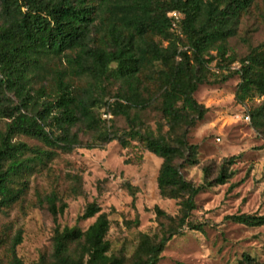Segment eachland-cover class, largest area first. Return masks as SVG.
Masks as SVG:
<instances>
[{"label": "trees", "instance_id": "trees-1", "mask_svg": "<svg viewBox=\"0 0 264 264\" xmlns=\"http://www.w3.org/2000/svg\"><path fill=\"white\" fill-rule=\"evenodd\" d=\"M247 17L264 26V0H0V211L24 199L32 176L57 150L113 142L161 159L160 195L180 208L171 216L155 206L159 232L140 233L129 258L113 250L109 214L97 203L80 217L95 219L87 229L58 225L68 204L54 192L42 201L56 224L53 251L34 264H159L186 229L205 231L193 215L206 188L188 181L178 163L196 149L187 133L207 113L195 98L199 87L212 77L238 75L235 100L253 104L251 125L264 139V43L244 58L230 46ZM150 110L164 123L156 131L142 120ZM117 118L128 129L117 131ZM82 133L92 135L90 141ZM236 159L226 161L208 187L229 182ZM227 220L264 227L259 214ZM22 243L19 232L10 264H25L17 254ZM241 264L264 263L244 255Z\"/></svg>", "mask_w": 264, "mask_h": 264}, {"label": "rangeland", "instance_id": "rangeland-1", "mask_svg": "<svg viewBox=\"0 0 264 264\" xmlns=\"http://www.w3.org/2000/svg\"><path fill=\"white\" fill-rule=\"evenodd\" d=\"M262 43L264 26L247 17L230 46L239 58H244L251 47ZM222 79L212 77L210 83L199 87L195 98L207 113L187 133L189 145L196 149L178 161L188 181L206 188L196 199L198 209L193 215L196 222L205 224V231L186 229L170 242L159 264H241L244 255L264 263V227L247 228L227 220L240 214L264 215V139L247 119L253 104L241 105L235 100L240 77L234 74L226 81ZM142 120L155 131L163 123L157 110L142 114ZM112 124L120 132L128 129L124 118ZM91 136L82 133L81 139L87 143ZM24 140L44 147L38 141ZM56 152L32 176L24 199L0 211V264H10L12 243L19 232L23 243L17 254L25 264L51 256L56 224L42 201L54 192L68 204L58 225L87 229L95 219L83 221L80 217L87 205L97 203L109 214L113 250H124L129 258L140 233L159 232L155 206L171 216L179 214L177 201L160 195L157 178L162 160L151 153L124 149L117 142L92 150ZM233 157L237 159L229 167L233 173L229 182L208 187Z\"/></svg>", "mask_w": 264, "mask_h": 264}, {"label": "built area", "instance_id": "built-area-1", "mask_svg": "<svg viewBox=\"0 0 264 264\" xmlns=\"http://www.w3.org/2000/svg\"><path fill=\"white\" fill-rule=\"evenodd\" d=\"M247 119L250 121L251 119H250V117H247Z\"/></svg>", "mask_w": 264, "mask_h": 264}]
</instances>
